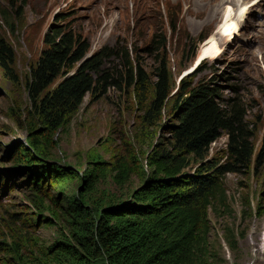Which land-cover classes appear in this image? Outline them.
Instances as JSON below:
<instances>
[{"label":"rangeland","instance_id":"rangeland-1","mask_svg":"<svg viewBox=\"0 0 264 264\" xmlns=\"http://www.w3.org/2000/svg\"><path fill=\"white\" fill-rule=\"evenodd\" d=\"M10 1L14 6L10 15L17 17L18 10L20 18L12 33L0 15V30L15 51L12 63L0 59V264H55L46 252L69 236V223L61 213L66 203L48 199L58 191L48 184L42 190L43 205L38 203L33 183L17 167L13 153L16 141H25L28 135L24 78L45 47V33L54 25L80 35L89 45L88 55L105 45L137 49L148 70L154 63L153 50L166 37L172 63L181 60L187 65L182 73L193 67L189 75L193 74L205 63L199 78L218 77L221 107L241 117L253 156L244 165L238 161L225 129L211 144L208 158L233 165L234 170L224 176L225 204L209 210L211 255L205 264H264V214L260 216L264 209V0H27L25 8L23 0H0V8ZM225 13H230L236 30L241 23L238 32L216 41L217 56L196 63L205 43L225 25ZM205 35V40L199 39ZM193 47L196 55L189 57L187 51ZM138 113L131 95L119 89L96 97L88 94L70 125L59 133V147L43 157L80 174L91 173L98 161L115 162L137 147ZM141 183L133 174L119 184L112 172L98 180L88 197L92 204L124 201ZM80 190V180L70 183L71 194Z\"/></svg>","mask_w":264,"mask_h":264},{"label":"trees","instance_id":"trees-1","mask_svg":"<svg viewBox=\"0 0 264 264\" xmlns=\"http://www.w3.org/2000/svg\"><path fill=\"white\" fill-rule=\"evenodd\" d=\"M26 5L23 0L22 7ZM13 9L10 1L0 15L15 33L20 15L16 10L17 17H12ZM160 41L155 50L153 44L148 47L155 53L148 70L137 49L127 45H105L88 55V43L73 31L54 25L45 33V47L24 78L28 135L16 141L13 153L17 167L33 183L38 203L43 205L42 190L48 184L58 191L48 199L66 203L61 213L69 223V236L46 252L55 264H205L211 255L209 210L225 204L224 176L234 170L208 158L211 144L225 129L231 151L243 165L250 162L253 148L247 145V130L237 111L228 114L221 107L218 77L199 78L202 63L197 72L179 79L187 65L181 60L172 63L166 37L164 44ZM196 50L189 49V57ZM14 57L0 30V59L12 63ZM112 88L130 94L138 106L133 136L137 147L115 162H96L85 174L43 157L59 147V133L70 125L86 96L104 95ZM168 119L171 127L163 132ZM112 172L119 184L133 174L142 183L131 199L92 204L88 193ZM76 180L81 181L78 195L69 192Z\"/></svg>","mask_w":264,"mask_h":264},{"label":"bare ground","instance_id":"bare-ground-1","mask_svg":"<svg viewBox=\"0 0 264 264\" xmlns=\"http://www.w3.org/2000/svg\"><path fill=\"white\" fill-rule=\"evenodd\" d=\"M231 9L235 10L234 8H231ZM241 10H242L241 8L239 10L237 9V12H240ZM243 10H244V14L247 13L245 9H243ZM227 12H229V11H227ZM243 18H244V15H243ZM224 19L226 20L225 25H223L222 28L217 32L216 36H214L213 38H211L209 41H207L205 43V45L201 49L198 57L206 56L208 58H213V57L217 56L218 53H219V50L217 49L216 41H218V39H220L221 37H226V38L229 39L230 36H232V35H234L235 33L238 32L239 27L241 25L240 22H239V27L236 30L237 26L233 24L234 22H231L232 19H231L230 13H225ZM238 20H237V22H238Z\"/></svg>","mask_w":264,"mask_h":264},{"label":"water","instance_id":"water-1","mask_svg":"<svg viewBox=\"0 0 264 264\" xmlns=\"http://www.w3.org/2000/svg\"><path fill=\"white\" fill-rule=\"evenodd\" d=\"M206 58H208V57H206V56H203V57H198L197 58V61H196V63H199V62H201V61H203V60H205ZM196 65V64H195ZM193 68V67H192ZM192 68H190L189 70H187V71H185L184 73H182V75L180 76V78L179 79H181L182 77H184L185 75H187V74H189L190 72H191V69ZM176 115V114H175ZM169 119L168 120H165V122H164V124H163V126H162V128H161V131H167L171 126V124H169ZM170 126V127H169ZM18 141V140H17Z\"/></svg>","mask_w":264,"mask_h":264}]
</instances>
